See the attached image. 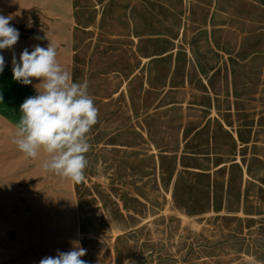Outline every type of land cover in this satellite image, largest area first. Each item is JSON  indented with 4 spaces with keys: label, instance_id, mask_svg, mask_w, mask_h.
Listing matches in <instances>:
<instances>
[{
    "label": "rangeland",
    "instance_id": "1",
    "mask_svg": "<svg viewBox=\"0 0 264 264\" xmlns=\"http://www.w3.org/2000/svg\"><path fill=\"white\" fill-rule=\"evenodd\" d=\"M0 14L20 34L0 51L10 125L39 83L14 81L12 57L37 44L99 109L80 183L0 145L25 264L77 244L87 264H264V0H0Z\"/></svg>",
    "mask_w": 264,
    "mask_h": 264
},
{
    "label": "clouds",
    "instance_id": "2",
    "mask_svg": "<svg viewBox=\"0 0 264 264\" xmlns=\"http://www.w3.org/2000/svg\"><path fill=\"white\" fill-rule=\"evenodd\" d=\"M12 19L11 15L0 14V51L12 50L19 40L18 29L10 24ZM58 56L51 42L46 48L39 44L31 51L25 48L19 60L13 55V80L22 85L39 81L36 94L20 105L13 143L28 158L38 159L45 154L41 161L45 172L80 183L89 164V133L98 123L99 109L89 93L88 81L74 80ZM4 67L5 58L0 55V73ZM86 252L77 244L67 252L58 250L55 256L42 258L39 264H87L82 259Z\"/></svg>",
    "mask_w": 264,
    "mask_h": 264
},
{
    "label": "crops",
    "instance_id": "3",
    "mask_svg": "<svg viewBox=\"0 0 264 264\" xmlns=\"http://www.w3.org/2000/svg\"><path fill=\"white\" fill-rule=\"evenodd\" d=\"M7 102V98H3V101L0 102V114L2 117H5L4 119L0 117V145L2 146H5V144L6 146L9 145L8 137L10 135V137H14L18 122L13 121V125H10L6 120ZM0 196V264H25L23 254L21 253V244L27 241L25 236L26 224L20 218L22 217L21 215L10 210L11 207L13 208V205L8 203L9 197L2 193H0Z\"/></svg>",
    "mask_w": 264,
    "mask_h": 264
},
{
    "label": "bare ground",
    "instance_id": "4",
    "mask_svg": "<svg viewBox=\"0 0 264 264\" xmlns=\"http://www.w3.org/2000/svg\"><path fill=\"white\" fill-rule=\"evenodd\" d=\"M3 119H4V118H3ZM6 135H7V134H6ZM6 135H5V136H6ZM10 136H11V135H10ZM10 136H9V137L7 136V137L10 139ZM0 137H1V136H0ZM8 138H7V139H8ZM3 140H4V139H3ZM4 141H5V140H4ZM2 143H3V141H2ZM8 143L11 144L12 142H8ZM10 144H9V145H10ZM1 146H2V145H1ZM4 147H6V144H5ZM4 149H5V148H4ZM6 149H7V147H6ZM7 171H8V167H7ZM7 174H9V173H7ZM3 176H4V175H3ZM4 179H5V178H4ZM10 181H11V180H10ZM0 184H1V183H0ZM2 184L7 185V184H5L4 182H2ZM0 188H1V186H0ZM7 188H8V186H7ZM8 189H9V188H8ZM0 193H2V192H0ZM7 193H8V192H7ZM7 193H3V194H6L5 196H7ZM0 197H1V196H0ZM34 197H35V196H34Z\"/></svg>",
    "mask_w": 264,
    "mask_h": 264
}]
</instances>
